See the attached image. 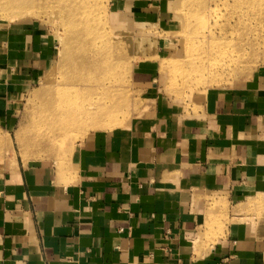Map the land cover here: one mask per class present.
<instances>
[{
    "label": "rangeland",
    "instance_id": "obj_1",
    "mask_svg": "<svg viewBox=\"0 0 264 264\" xmlns=\"http://www.w3.org/2000/svg\"><path fill=\"white\" fill-rule=\"evenodd\" d=\"M4 12L0 200L29 187L78 190L97 165L85 157L122 146L152 152L156 141L169 154L174 143L185 156L202 141L220 148V137L249 136L243 106L264 98V0H15ZM51 95L53 127L35 133ZM217 183L192 196L199 257L264 221V192L237 199Z\"/></svg>",
    "mask_w": 264,
    "mask_h": 264
},
{
    "label": "crops",
    "instance_id": "obj_2",
    "mask_svg": "<svg viewBox=\"0 0 264 264\" xmlns=\"http://www.w3.org/2000/svg\"><path fill=\"white\" fill-rule=\"evenodd\" d=\"M144 42L134 48L138 55ZM243 109L241 117L251 120L245 140L220 137V148L202 141L185 156L174 143L169 154L158 151L156 141L152 152L148 144L122 146L85 157L97 165L86 168L91 172L78 190L52 194L47 186L29 187L15 202L0 200V264H263L258 256L264 250V221L236 231L202 257L195 255L191 236L200 220L192 198L196 189L227 183L237 199L264 192V98ZM179 181L186 183L181 189Z\"/></svg>",
    "mask_w": 264,
    "mask_h": 264
},
{
    "label": "bare ground",
    "instance_id": "obj_3",
    "mask_svg": "<svg viewBox=\"0 0 264 264\" xmlns=\"http://www.w3.org/2000/svg\"><path fill=\"white\" fill-rule=\"evenodd\" d=\"M13 1H15V0H8V1L7 0H0V11H3L4 12L5 10H7L8 5L10 3H12ZM215 10L216 9H213V10H211V12H213ZM4 13H7V12H4ZM76 17H77V15H76ZM64 93H65V91H64ZM51 98H52V95H51V97L48 100L47 106L44 107L45 110H41L39 112V113H41L40 114V116H41L40 120L42 121V123L40 125H38V127L37 126L36 127H33L34 130H35V133H37V132H43V131L48 130V129H51L53 127V125H51L50 123L46 122L45 119H44V116L48 113L47 111L53 112L52 109L46 110L47 107L50 104ZM53 104H54V102L50 104L51 107H52Z\"/></svg>",
    "mask_w": 264,
    "mask_h": 264
}]
</instances>
